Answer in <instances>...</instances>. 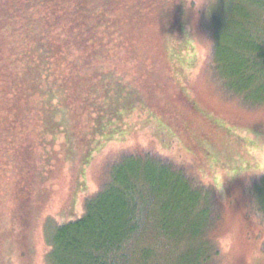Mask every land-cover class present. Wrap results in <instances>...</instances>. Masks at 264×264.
Wrapping results in <instances>:
<instances>
[{"label": "rangeland", "instance_id": "1", "mask_svg": "<svg viewBox=\"0 0 264 264\" xmlns=\"http://www.w3.org/2000/svg\"><path fill=\"white\" fill-rule=\"evenodd\" d=\"M213 1L178 0L181 33L169 28L167 35L166 29L171 71L187 95L178 93L173 79L172 88L158 93L172 98L158 96L159 106L153 98L147 100L154 105H115L112 112L119 115L112 118L99 113L94 136L82 113L81 125L69 131L58 118L23 152L21 167L3 174L0 264H58L49 258L55 230L80 218L86 202L112 182L116 164L129 157L154 171L169 165L174 186L188 188L191 201H198L187 214L179 212L181 226L171 225L174 235H168L173 233L159 231V222L176 217L178 192L168 190L160 199L150 194L144 212L151 232L136 245L152 247L154 254L139 264H176L192 248L203 250L206 264H264V89L245 90L239 78L215 71ZM258 18L264 29V12ZM149 36L159 46L156 33ZM146 55L164 78V60Z\"/></svg>", "mask_w": 264, "mask_h": 264}, {"label": "trees", "instance_id": "2", "mask_svg": "<svg viewBox=\"0 0 264 264\" xmlns=\"http://www.w3.org/2000/svg\"><path fill=\"white\" fill-rule=\"evenodd\" d=\"M182 5L178 0H0V180L21 167L23 152L32 149L37 136L47 134L48 123L56 126L58 118L69 131L86 116L85 125L94 136L101 119L119 115L112 112L115 105H146L155 98L159 106L158 96L172 98L158 93L172 88L173 79L178 93L186 94L166 54L169 28L181 33ZM263 12L264 0H214L210 11L214 69L239 78L245 90L264 89V29L258 22ZM151 33H156L159 46ZM145 53L164 60V78L147 64ZM162 79L170 80L168 85H161ZM34 120L36 127L30 129ZM68 137L73 135L69 132ZM140 162L123 158L112 170V182L86 202L84 214L57 227L50 259L58 264L148 260L153 248L137 246L151 232L144 208L150 194L160 199L176 189V217L160 221L158 227L174 235L170 229L181 226L179 212L187 214L198 201H191L188 188L174 186L167 174L171 171H165L169 165L154 171ZM6 193L0 183V207L7 202ZM203 256V250L192 248L176 264H206Z\"/></svg>", "mask_w": 264, "mask_h": 264}]
</instances>
